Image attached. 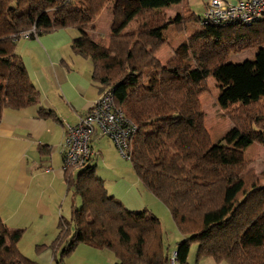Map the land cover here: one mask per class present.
I'll use <instances>...</instances> for the list:
<instances>
[{"label": "trees", "instance_id": "16d2710c", "mask_svg": "<svg viewBox=\"0 0 264 264\" xmlns=\"http://www.w3.org/2000/svg\"><path fill=\"white\" fill-rule=\"evenodd\" d=\"M105 1L0 0V115L5 108H23L37 101L14 52L21 33L32 27L35 34L76 28L79 35L71 43L72 50L89 58L92 78L101 92L110 88L115 104L137 125L129 156L119 153L130 160L145 188L167 207L183 234L176 243L174 262L187 264L189 244L196 242L197 257L210 256L227 264H264V184L255 186L256 178H245L238 167L241 162L230 160V149L213 147L198 100L202 81L212 75L219 83L220 103L233 107L229 110L233 124L221 142L232 147L264 144V102L260 103L264 100V17L204 26L200 24L203 8L200 16L190 13L166 20L163 8L180 0H115L104 46L85 28ZM158 16L165 19L156 22ZM187 18L198 27L163 64L154 54L164 42L162 30L171 22L184 24ZM130 23L133 28L125 30ZM246 42L257 48L254 59L224 61L230 50L237 51ZM214 151L215 159H209ZM76 169L70 187L79 195L80 205L72 207L69 220L58 224L54 264H62V257L80 243L109 250L116 258L114 264H169L159 218L148 209L126 208L108 192L93 164ZM251 228L257 230L250 233ZM22 232L8 228L0 218V264H37L16 248Z\"/></svg>", "mask_w": 264, "mask_h": 264}, {"label": "crops", "instance_id": "0c3cea01", "mask_svg": "<svg viewBox=\"0 0 264 264\" xmlns=\"http://www.w3.org/2000/svg\"><path fill=\"white\" fill-rule=\"evenodd\" d=\"M164 8L170 19L193 13L186 0ZM170 25L179 29L174 22L168 23ZM184 29L188 34L172 36L171 43L164 38L163 49H159L160 56H157L161 62L173 56L178 45L194 31L195 23ZM77 35L76 28L66 26L16 40L14 52L34 86L37 101L23 108H5L0 115V218L8 228L22 229L16 248L37 264H54L58 224L62 219L69 220L72 207L80 205L79 195L70 187L77 169L66 172L63 167L64 123H76L101 92L92 78L89 58L71 48ZM110 142L113 143L107 136H94L88 163L94 165V172L103 180L108 192L126 208L147 209L145 201L153 194L140 188L143 183L133 167L129 172ZM111 159L123 168L124 177L110 181L104 176L101 167ZM75 248L87 249L67 264L116 262L105 249L83 243ZM175 248L176 244L170 253ZM199 258L196 264H207L205 259Z\"/></svg>", "mask_w": 264, "mask_h": 264}, {"label": "rangeland", "instance_id": "374dc122", "mask_svg": "<svg viewBox=\"0 0 264 264\" xmlns=\"http://www.w3.org/2000/svg\"><path fill=\"white\" fill-rule=\"evenodd\" d=\"M205 1L204 0H186L187 6L192 10L195 16L201 15L202 6L204 4L203 2ZM257 3H260V6H261L260 8H264V0H256L255 4ZM74 4H77V2L75 1ZM114 4H115V0L105 1L101 5L100 14L98 13V16H96V18L92 20L93 22L89 23L87 27L85 28V31H86L85 33H87V35L93 38V40L100 42L104 46H107L108 41H109V35L111 32L110 27L113 24L112 17L115 11ZM179 4L180 3L176 5H179ZM172 6H175V5H172ZM163 10L165 11V8H163ZM165 15H166L165 18L167 20L169 17L166 11H165ZM165 18H161L160 16H158L156 22H160L161 20H164ZM192 23L193 22L191 18H187V22H185L184 24L178 25L180 23H177L175 27L179 28L178 30H175L172 25L168 26L167 24L165 27L167 29L162 30L163 37L167 39L169 43H171L172 36L174 35L175 36L180 35L184 37L186 36V34H188L187 29L185 30L184 28L188 27ZM194 23H195V27L197 28L198 27L197 23L196 22ZM194 23L192 25H194ZM132 25L133 23H130L129 26L125 27V30H129L133 28L131 27ZM173 38L175 39V37ZM162 46L161 48H159L160 50L163 49ZM239 46L241 49L237 51L230 50L228 54L226 55V58L224 59V61H227V62L230 61V62L236 63V62H242L245 60L254 59V56L257 52V48L255 45H252L251 43L246 42V43H241ZM159 49L157 47L156 51L154 52V54L158 57L160 56ZM170 54L172 55V49H171ZM180 54L183 55L182 53ZM160 59H162V57ZM168 60H166L165 62H167ZM219 60H222V59H219ZM165 62L162 61L163 64ZM201 86H202L203 91L199 93L198 100L200 101V105H201L200 107H202L206 115L205 126L210 133L213 147H216L217 149H219V147L230 149L232 151L230 160L235 161V162H241L238 167H241V172L243 173L245 178L248 181H252L256 178L257 180H255L253 184L255 185V183L258 182L257 186H260V184H264V144L254 142V143L247 145L246 147L245 146L244 147H232L231 144H227V145L223 144L221 142V138L226 134L229 127L233 124V120L230 118V115H229V110H233L232 109L233 107L226 108V107H223V104L220 103L219 96H218L219 88H220L219 83L215 80V78L212 75H209L204 81H202ZM262 102H264V100H262L260 103ZM110 144H112L114 150L116 151L119 160L125 163L127 169L130 172L132 169L130 160L127 157H123L119 153L118 149L113 145V143L110 142ZM208 158L214 160L215 151L212 153V155L209 154ZM114 167H117V168L114 169ZM101 168H102L104 176L110 181L124 177L122 173L123 168L115 162V159H111L109 162H106L105 167L103 166ZM248 171L251 172V174ZM140 188L142 190L145 189L143 184L140 185ZM145 202L148 205L147 209L153 212L155 216L159 218L160 220L163 244H164V248L167 251H169V264H171L170 256L172 253L170 252L173 251L175 244L181 238L179 237L180 234H178L179 230L169 210L162 203V201L157 200V198H155L152 195L151 197H149L148 200L146 199ZM255 230L257 229L251 228L250 233H253ZM189 248L190 249L188 252V256L186 258L187 264H196L195 261L197 258L196 256L197 255V243L196 242L190 243ZM84 249H87V248H75L74 250H72L71 253L65 254L62 257V263L67 264V262H69L70 260L75 259ZM87 251H90V250H87ZM104 251L106 252L109 250L105 249ZM91 253H95V252H91ZM109 253H110L111 258L114 257L112 252H109ZM200 257L201 258L198 257L199 260L205 259L207 261V264H227L224 261H220V262L215 261L210 256H205V257L200 256ZM113 259L115 262L116 258H113Z\"/></svg>", "mask_w": 264, "mask_h": 264}, {"label": "built area", "instance_id": "2783aa9c", "mask_svg": "<svg viewBox=\"0 0 264 264\" xmlns=\"http://www.w3.org/2000/svg\"><path fill=\"white\" fill-rule=\"evenodd\" d=\"M256 0L226 1L206 0L203 5V18L200 24L249 22L264 17V8ZM35 34L34 28L21 33L29 37ZM137 125L114 102L110 88L104 89L90 105L87 112L74 124L64 123V135L61 152L64 167L78 168L88 163L91 158V139L94 136H108L122 155L129 156L128 147ZM175 253L170 256L174 264Z\"/></svg>", "mask_w": 264, "mask_h": 264}]
</instances>
